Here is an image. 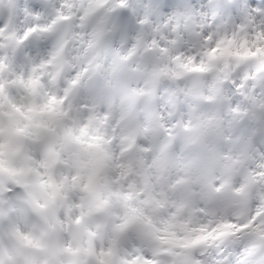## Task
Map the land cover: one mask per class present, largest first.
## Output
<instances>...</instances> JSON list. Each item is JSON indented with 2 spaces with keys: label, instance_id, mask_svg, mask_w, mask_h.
<instances>
[{
  "label": "clouds",
  "instance_id": "clouds-1",
  "mask_svg": "<svg viewBox=\"0 0 264 264\" xmlns=\"http://www.w3.org/2000/svg\"><path fill=\"white\" fill-rule=\"evenodd\" d=\"M0 264H264V0H0Z\"/></svg>",
  "mask_w": 264,
  "mask_h": 264
}]
</instances>
